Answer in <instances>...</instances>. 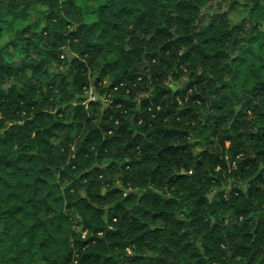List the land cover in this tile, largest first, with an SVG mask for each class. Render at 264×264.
Segmentation results:
<instances>
[{"label":"trees","instance_id":"16d2710c","mask_svg":"<svg viewBox=\"0 0 264 264\" xmlns=\"http://www.w3.org/2000/svg\"><path fill=\"white\" fill-rule=\"evenodd\" d=\"M214 1L0 0V264H264V4Z\"/></svg>","mask_w":264,"mask_h":264},{"label":"rangeland","instance_id":"374dc122","mask_svg":"<svg viewBox=\"0 0 264 264\" xmlns=\"http://www.w3.org/2000/svg\"><path fill=\"white\" fill-rule=\"evenodd\" d=\"M229 3H230V1L225 2L224 0H215L212 3V5L209 8H207L206 12L209 13V14H214V13H217L219 11H221V12H228L231 21L233 23H238L240 21V19L243 17L244 13H243V11L241 9H238L236 11H230V9L228 7L229 6ZM8 57H9L10 61H12V62H18L19 59H20V57H19V50L18 49L17 50H12L11 53H9V56ZM184 86H185V83L184 82H180V83H178L176 85H173L172 88L173 89H175V88H183ZM85 94H86L85 96H86L87 100H89V97L90 96H93V91L92 90H89ZM200 149H201L200 147L199 148H196L194 150V153L199 152ZM75 230L76 231H79L80 230V227L79 226H76L75 227ZM30 264H42V262L40 261L39 256H36L34 258V260Z\"/></svg>","mask_w":264,"mask_h":264},{"label":"water","instance_id":"95a60500","mask_svg":"<svg viewBox=\"0 0 264 264\" xmlns=\"http://www.w3.org/2000/svg\"><path fill=\"white\" fill-rule=\"evenodd\" d=\"M64 52L66 53L69 60H72L75 58V56L72 53H70L67 49H64Z\"/></svg>","mask_w":264,"mask_h":264},{"label":"clouds","instance_id":"9594fccd","mask_svg":"<svg viewBox=\"0 0 264 264\" xmlns=\"http://www.w3.org/2000/svg\"><path fill=\"white\" fill-rule=\"evenodd\" d=\"M261 3L264 4V0H261ZM9 38V37H6V39Z\"/></svg>","mask_w":264,"mask_h":264},{"label":"built area","instance_id":"2783aa9c","mask_svg":"<svg viewBox=\"0 0 264 264\" xmlns=\"http://www.w3.org/2000/svg\"><path fill=\"white\" fill-rule=\"evenodd\" d=\"M92 99H93V96H90V97H89V100H92Z\"/></svg>","mask_w":264,"mask_h":264}]
</instances>
